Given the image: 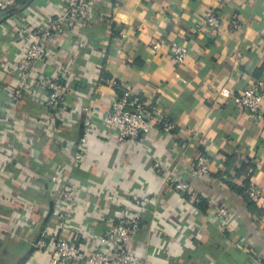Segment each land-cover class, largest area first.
I'll list each match as a JSON object with an SVG mask.
<instances>
[{"label": "crops", "instance_id": "obj_1", "mask_svg": "<svg viewBox=\"0 0 264 264\" xmlns=\"http://www.w3.org/2000/svg\"><path fill=\"white\" fill-rule=\"evenodd\" d=\"M65 1L19 0L0 15V264H55L58 238L77 241V264H89L91 240L136 213L140 229L128 248L147 264H264V123L220 94L264 79V0H99L94 19L48 42L13 102L21 80L13 63L27 33L61 14ZM208 11L220 15L219 29L205 25ZM173 43L189 49L181 65ZM45 77L69 89L62 120L47 106ZM125 90L154 115L149 134L121 146L100 120ZM88 103L96 121L78 165ZM199 156L209 171L192 177ZM67 179L80 194L64 226ZM177 182L190 191L175 190ZM221 207L232 213L228 225L216 216Z\"/></svg>", "mask_w": 264, "mask_h": 264}, {"label": "built area", "instance_id": "obj_2", "mask_svg": "<svg viewBox=\"0 0 264 264\" xmlns=\"http://www.w3.org/2000/svg\"><path fill=\"white\" fill-rule=\"evenodd\" d=\"M19 0H0V15L3 11L16 4ZM99 0H66L63 12L56 17H46V26L44 28L31 29L27 33L29 45L22 55L13 63V66L19 71L20 83L15 89L12 101L17 103L24 97L26 84L31 74L34 72L38 63H41L47 54V44L50 40L58 36L59 33L68 31L74 32L83 24L91 21L95 17V9ZM204 23L212 29H219L221 18L215 11H208L204 15ZM240 23L237 20L232 22L234 28H238ZM85 47L83 44L80 45ZM160 45L154 44L153 49H158ZM173 58L177 64L185 62L189 49L184 44L173 43ZM45 86L49 90V99L47 106L56 110L54 118L62 120L61 109L66 105L65 96L69 89L63 84L50 77H45ZM221 96L230 98L234 104L247 110L255 121L264 123L263 100H264V79L259 80L254 85L246 88L240 94L231 95L227 90L222 91ZM65 103V105H63ZM63 105V106H62ZM61 108V109H60ZM84 124L83 134L77 144V151L74 162L78 165L84 163L86 155L85 145L94 130L95 118L91 104L83 107ZM2 114L0 106V116ZM153 109L142 104L139 99L133 98L130 91L125 90L116 96L111 108L101 118L100 124H103L114 135L116 143L123 146L129 142L136 141L140 135L149 134L153 129L152 116ZM164 132L169 133L172 125L165 123ZM209 171L205 157L199 156L192 164L191 176L198 177ZM53 182L57 178L53 177ZM175 190H189V186L184 182L173 183ZM190 191V190H189ZM80 189L73 180H66L62 184L59 203L62 208L60 218L62 224L67 226L74 219V212L79 204ZM249 195L254 201L259 200V190L253 183L249 189ZM135 203L142 206V202L136 198ZM217 218L223 225H228L232 220V213L227 207H221L217 210ZM126 219V220H125ZM119 223L113 225L106 235L92 239L90 246L86 251V259L89 264H147L140 256L133 254L128 248L135 233L140 229V213H136L132 218H125ZM4 234L3 227L0 226V235ZM46 247V241L41 240L37 243L39 250ZM81 248L77 241H70L58 238L53 249L55 264H77L81 259Z\"/></svg>", "mask_w": 264, "mask_h": 264}, {"label": "trees", "instance_id": "obj_3", "mask_svg": "<svg viewBox=\"0 0 264 264\" xmlns=\"http://www.w3.org/2000/svg\"><path fill=\"white\" fill-rule=\"evenodd\" d=\"M251 182H248L247 181V183H246V190L248 191V193H249V189H250V186H251ZM204 201L202 200V199H200V207L202 208V206L204 205V203H203Z\"/></svg>", "mask_w": 264, "mask_h": 264}, {"label": "rangeland", "instance_id": "obj_4", "mask_svg": "<svg viewBox=\"0 0 264 264\" xmlns=\"http://www.w3.org/2000/svg\"><path fill=\"white\" fill-rule=\"evenodd\" d=\"M3 264V263H2Z\"/></svg>", "mask_w": 264, "mask_h": 264}]
</instances>
